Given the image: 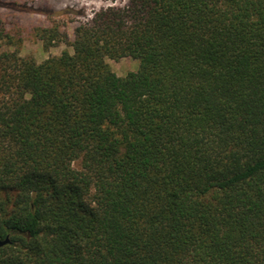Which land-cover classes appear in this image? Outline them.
I'll return each instance as SVG.
<instances>
[{"label": "trees", "instance_id": "obj_1", "mask_svg": "<svg viewBox=\"0 0 264 264\" xmlns=\"http://www.w3.org/2000/svg\"><path fill=\"white\" fill-rule=\"evenodd\" d=\"M36 32L72 52L0 51V264H264V0Z\"/></svg>", "mask_w": 264, "mask_h": 264}, {"label": "rangeland", "instance_id": "obj_2", "mask_svg": "<svg viewBox=\"0 0 264 264\" xmlns=\"http://www.w3.org/2000/svg\"><path fill=\"white\" fill-rule=\"evenodd\" d=\"M7 4L0 7V51L18 52L21 57L41 62L63 51L72 52L68 44L54 41L47 49L37 36V28H56L66 33L69 42L76 26L86 23L100 8L123 4L105 0H1ZM111 70L118 76L138 70L136 59L118 61L106 59Z\"/></svg>", "mask_w": 264, "mask_h": 264}, {"label": "water", "instance_id": "obj_3", "mask_svg": "<svg viewBox=\"0 0 264 264\" xmlns=\"http://www.w3.org/2000/svg\"><path fill=\"white\" fill-rule=\"evenodd\" d=\"M7 244H11L9 236H6L3 240H0V247L5 246Z\"/></svg>", "mask_w": 264, "mask_h": 264}]
</instances>
